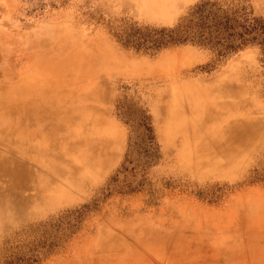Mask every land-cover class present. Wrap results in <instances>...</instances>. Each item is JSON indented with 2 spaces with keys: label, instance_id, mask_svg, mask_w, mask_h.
I'll return each instance as SVG.
<instances>
[{
  "label": "rangeland",
  "instance_id": "1",
  "mask_svg": "<svg viewBox=\"0 0 264 264\" xmlns=\"http://www.w3.org/2000/svg\"><path fill=\"white\" fill-rule=\"evenodd\" d=\"M262 41L264 0H0V264H264Z\"/></svg>",
  "mask_w": 264,
  "mask_h": 264
},
{
  "label": "trees",
  "instance_id": "2",
  "mask_svg": "<svg viewBox=\"0 0 264 264\" xmlns=\"http://www.w3.org/2000/svg\"><path fill=\"white\" fill-rule=\"evenodd\" d=\"M256 42H257V40H256L255 37L244 35L240 43H238V44H230L228 47H230V48H232V47L239 48V47H243V46L247 45L248 43H256ZM260 44L264 48V41L260 42Z\"/></svg>",
  "mask_w": 264,
  "mask_h": 264
},
{
  "label": "bare ground",
  "instance_id": "3",
  "mask_svg": "<svg viewBox=\"0 0 264 264\" xmlns=\"http://www.w3.org/2000/svg\"><path fill=\"white\" fill-rule=\"evenodd\" d=\"M10 125V124H9ZM15 125V124H14ZM12 127V126H11ZM23 127V126H22ZM7 128V127H5ZM21 131V130H20ZM25 131V130H24ZM4 133V132H3ZM16 165H9V166H3L2 164H0V169H3L7 174L11 173L14 175L15 173H18V170L16 171Z\"/></svg>",
  "mask_w": 264,
  "mask_h": 264
}]
</instances>
